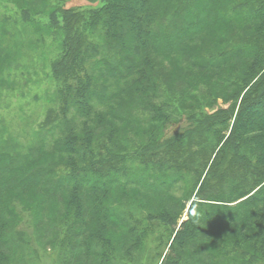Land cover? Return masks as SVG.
Wrapping results in <instances>:
<instances>
[{"label": "trees", "instance_id": "trees-1", "mask_svg": "<svg viewBox=\"0 0 264 264\" xmlns=\"http://www.w3.org/2000/svg\"><path fill=\"white\" fill-rule=\"evenodd\" d=\"M24 1L43 9V0ZM99 1L86 13H50L62 50L52 68L59 82L62 117L53 126L59 136L27 154L0 155L6 162L0 165V264H11L13 246L27 243L8 228L14 206L9 199L27 196L30 188L29 203L39 221L46 218L41 223L55 226L64 218L68 231L81 229L83 264H107L103 251L115 236L109 230L121 231L115 239L125 246L138 244L145 235L138 219L107 201L124 178L138 204L128 208L147 206V218L171 230L159 264H213L215 256L220 264H264V0H204L202 7L194 0H162L159 6L156 0ZM209 22L219 31L208 34ZM98 26L110 56L94 68L100 47L86 34ZM126 40L130 55L122 51ZM152 57L160 68L164 61L175 68L178 85L174 72L169 84L158 77ZM200 84L232 104L211 115L204 105L188 109ZM179 101L188 105L172 104ZM175 110L181 129L159 138ZM135 135L141 145L123 152ZM208 153L214 155L210 163ZM58 164L66 173L54 170ZM175 180L187 182V198L168 196ZM186 206L188 217L179 221L177 212ZM206 235L223 249L216 250Z\"/></svg>", "mask_w": 264, "mask_h": 264}, {"label": "rangeland", "instance_id": "rangeland-1", "mask_svg": "<svg viewBox=\"0 0 264 264\" xmlns=\"http://www.w3.org/2000/svg\"><path fill=\"white\" fill-rule=\"evenodd\" d=\"M43 1V9L38 11V9H30L24 0H0V155L27 154L32 152L38 144L48 145L45 138L49 140L52 135L59 136L58 130L56 131L57 125L53 127L62 117L59 112L60 101L56 95L59 82L55 80L52 68L54 62L62 57V50L61 37L56 34L58 31L54 28L55 26H52L54 22L51 21L50 13L60 9H73L86 13L89 9L100 6L99 0ZM194 1L199 7L205 4L204 0ZM156 3L159 6L162 0H156ZM224 4V1L218 2L215 3V7L221 10ZM58 20L61 23V19ZM206 26L208 34L220 29L210 22L206 23ZM86 37L87 40L100 47L93 59L94 62H91L93 67H103L109 61L110 56L106 48L107 38L104 30L98 26L96 30L88 31ZM128 46H130V40H126L122 50L124 54L127 53L126 55H130ZM152 61L160 79L169 84L168 81L175 77L178 85V73L169 62L164 61L163 68H160L155 57H152ZM87 68L91 69L90 64ZM169 72H174L173 78ZM201 88L194 94L196 101L188 109L200 110L204 105L203 111L211 115L219 108L225 109L232 104L231 101L225 103L223 98L216 99L215 95H209L204 85H201ZM172 104L175 106L177 104L188 105L180 101L172 102ZM136 113L139 114V111L132 112L134 115ZM179 113L180 111L175 110L171 121L162 126L157 134L159 138L165 134L178 133L183 123ZM261 114L264 117V112ZM232 121L233 116L230 118L226 135L229 134ZM131 133L133 131L129 134ZM140 139L135 135L134 144L123 152H133L136 146L141 145ZM213 156H210V153L206 155L209 158L208 163L212 161ZM45 158L48 159L47 155ZM4 163L6 162L0 160V165ZM64 169L62 164L54 167L55 171L66 173ZM128 181L130 180L124 178L119 185L113 186L107 201L110 207H117L119 212L132 214L136 220L138 219L141 231L144 230L145 235L138 244L125 246L123 242H118L119 238L115 239L120 236L121 231L116 230L117 234H115L114 230H109L107 234L115 236L112 235L111 245L103 251V253H108L107 264H159L160 255L167 250L171 230L155 218L148 219L147 213L150 210L147 206L141 205L138 209L136 206L133 210L128 208L129 204L138 205L134 202L135 190ZM29 191V196L18 197L11 194L13 197L9 199L14 201V206L13 214L10 213L12 218L8 228L21 234V237L27 240V243H23L19 250L13 246L8 258L9 263L83 264L81 256L86 257L85 249L78 247L77 241L78 232L81 229L70 228L68 231L69 225L65 223L64 218L57 220V223L55 221V226L50 222L47 225L41 223L43 220L46 221V218L39 221L38 212L29 203V199L34 198V190L30 188ZM188 192L187 182L175 180L171 181L167 194L174 199H184L187 198ZM192 199L189 197L187 204ZM177 214L180 217L179 221L185 220L188 217L187 206ZM210 236L206 235L214 248L218 251L223 249L221 243ZM234 257L233 260L236 259ZM209 262L222 263L219 256H215Z\"/></svg>", "mask_w": 264, "mask_h": 264}]
</instances>
